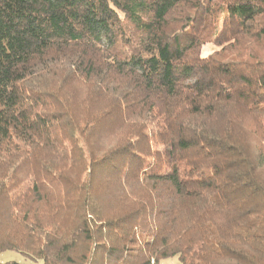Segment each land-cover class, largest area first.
<instances>
[{
    "label": "trees",
    "instance_id": "trees-1",
    "mask_svg": "<svg viewBox=\"0 0 264 264\" xmlns=\"http://www.w3.org/2000/svg\"><path fill=\"white\" fill-rule=\"evenodd\" d=\"M6 251L264 264V0H0Z\"/></svg>",
    "mask_w": 264,
    "mask_h": 264
},
{
    "label": "rangeland",
    "instance_id": "rangeland-1",
    "mask_svg": "<svg viewBox=\"0 0 264 264\" xmlns=\"http://www.w3.org/2000/svg\"><path fill=\"white\" fill-rule=\"evenodd\" d=\"M0 262L6 263V262H17L19 264H42V261H34L31 259H28L21 255L18 252L15 251H6L0 254ZM160 264H181L178 257H172L165 260H162Z\"/></svg>",
    "mask_w": 264,
    "mask_h": 264
}]
</instances>
